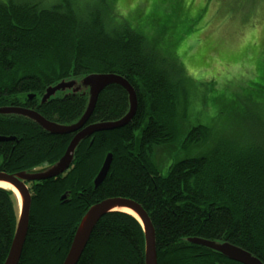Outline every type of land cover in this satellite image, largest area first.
<instances>
[{
	"label": "trees",
	"instance_id": "trees-1",
	"mask_svg": "<svg viewBox=\"0 0 264 264\" xmlns=\"http://www.w3.org/2000/svg\"><path fill=\"white\" fill-rule=\"evenodd\" d=\"M79 1L0 0V105H19L14 101L17 99L46 119H76L84 108V97H61L43 104L26 98L29 92L41 95L47 85L60 78L47 71L51 57L55 65L68 66L63 77L98 71L123 75L137 92L138 106L129 123L96 132L77 149L75 177L70 181L82 184V196L75 194L67 203L59 199L58 193L66 186L62 174L27 182L31 184L32 201L18 264H61L86 209L98 200L117 196L137 201L148 213L155 231L158 264H241L186 241L188 237L228 241L264 263V119L259 114L251 117L231 142L219 143L209 153L169 162L168 171L163 172L149 151L172 139L159 120L165 113L171 117L180 111L185 114V121L192 125L185 133L190 143L207 140L211 131L199 121L191 123L186 83L182 81L179 90L180 76L170 67L172 59L178 57L168 53L170 59L162 60L160 50V54L152 49L145 52L149 45L144 34L129 27L128 20L117 22L101 4L82 10L74 5ZM187 17V21H195ZM106 21L114 22L113 29H105ZM152 22L158 24L159 32L165 31L159 19L153 17ZM147 25L149 33L152 27ZM184 31L181 27L173 36L175 52V37L184 36ZM52 43H56L53 48ZM255 69L263 81L256 84L260 92L244 89L241 96L261 105L264 114V64L258 62ZM171 71L173 75L168 76L166 72ZM135 79H142L151 97L147 110ZM180 97L186 102L181 109ZM231 103L229 110L244 107L240 101ZM126 107L124 90L108 85L100 91L90 120L119 118ZM146 118V125L140 129ZM0 136L14 137L0 141V171L7 173L56 161L71 137L49 134L14 115H0ZM106 152L112 153V161L106 177L94 188L93 178ZM16 216L15 194L0 187V264L7 255ZM76 264H144L140 224L123 212L104 214Z\"/></svg>",
	"mask_w": 264,
	"mask_h": 264
},
{
	"label": "rangeland",
	"instance_id": "rangeland-1",
	"mask_svg": "<svg viewBox=\"0 0 264 264\" xmlns=\"http://www.w3.org/2000/svg\"><path fill=\"white\" fill-rule=\"evenodd\" d=\"M99 4L101 6L104 5L107 13L111 14L117 22L128 20L129 22L127 21L126 24L129 27H135L137 31L144 34L147 45H149L147 49H144L145 52L150 49L154 51L160 50L162 51L161 54L159 51L161 59H170L168 53L179 58L172 59L170 67L174 68L176 75L180 76L181 87L179 90L183 86L182 81L186 83L191 123L199 121V124L206 125L211 129L207 140L190 143L186 140L185 133L189 128H192V125L185 121V114L183 115L180 111L178 115L175 114L171 117L169 113H165V117L159 120L171 132L172 139L164 145L154 146L151 152L149 151L151 159L157 163L158 168L162 169L163 172L166 173L168 171L167 164L169 162L182 159V157L193 156L194 153L200 154L205 151L209 153L217 144L231 142L234 136L238 134L237 131L243 128L241 126H244V123L248 124L251 117L259 114L264 119L261 105L251 103L241 96L244 89L248 92H260L261 88L256 86V84L262 85L263 82L255 68L258 62L260 66L264 64V0H80L77 4L74 3L76 7L78 6L82 10L92 9ZM150 12L152 16L148 17ZM169 13L171 15L168 16ZM187 16H192L195 21H187ZM153 17L159 19L161 26H166L164 32L158 31V24L152 22ZM112 23L114 24V22L106 21L105 29H113ZM146 23H149V26L152 27H149V33L147 32L148 25L144 26ZM181 27L185 30V35L181 37L177 35L175 37L178 47V52H175L173 48L176 45L174 44L173 36ZM166 30L168 32L167 35ZM55 46L56 43H52V48ZM47 53L49 56V52ZM60 54H62L61 51H58L59 57L61 56ZM52 59L50 57L47 62V71L51 72V76L60 78L49 85L55 84L64 78L72 77L71 75L63 77L62 74L68 71V66H63V64L55 65ZM158 69L162 72L165 71L163 68ZM105 72L115 73L111 71ZM89 73L93 72L81 75ZM166 73L168 76L173 75L172 71L171 73ZM115 74L119 73L116 72ZM119 75L124 77L121 74ZM134 81L147 110L149 109L151 97L144 88L142 79H135ZM260 94L263 95V92ZM32 99V101H36L35 103L39 104L41 96L34 94ZM234 99L240 101L244 106L241 110L235 107V110H232V108L229 110V104L231 101L235 102ZM14 101L19 100L14 99ZM183 105H186V102L183 97H180L178 107L181 109ZM16 117L25 119L20 116ZM90 117L85 125L97 122L96 120L91 121ZM74 120L68 122L55 120V122L66 124ZM146 122L147 118L143 121L140 129L146 125ZM91 142L92 138L90 139ZM81 150H83V147ZM103 156L105 157V153ZM75 157L74 160L76 159ZM74 160V163L72 162L67 168L68 174L64 172L61 175L62 179L65 176H68L69 179L75 177L76 166ZM49 164L51 163L42 162L38 167L31 168H40ZM69 174L71 175L70 177ZM26 186L31 196V184L29 183ZM78 187L81 190L83 186L81 184ZM63 193L64 189H61L58 193L59 199L67 203L69 201L68 192L64 195ZM58 196L55 201H57Z\"/></svg>",
	"mask_w": 264,
	"mask_h": 264
},
{
	"label": "water",
	"instance_id": "water-1",
	"mask_svg": "<svg viewBox=\"0 0 264 264\" xmlns=\"http://www.w3.org/2000/svg\"><path fill=\"white\" fill-rule=\"evenodd\" d=\"M108 85H118L125 91L127 107L124 114L116 119L99 120L85 125L93 112L100 91ZM75 95L85 98L84 108L76 120L66 124H58L55 121L46 119L33 108L16 105L0 106V115L23 117L49 134H73L63 154L53 163L44 167L29 168L16 173L0 171V182L11 185L13 189L8 188V190L12 191L17 198V216L14 233L2 264H18L21 256L28 231L31 206V196L26 183L49 179L65 172L74 160L76 149L84 139L93 133L116 129L126 125L135 115L138 106L136 91L129 81L119 74L106 72H93L81 76H72L59 80L55 84L48 85L40 95L39 104L50 102L60 96ZM33 96L34 93H29L26 98L31 100ZM10 139H14V137L0 136V141ZM111 161L112 153L108 152L93 179L94 188L106 177ZM115 211L126 213L138 221L143 233L144 264H157L155 231L148 213L137 201L120 196L98 200L86 209L76 225L73 238L61 264H76L97 221L104 214ZM186 241L209 249L214 253L241 264H264L249 251L225 240L188 237Z\"/></svg>",
	"mask_w": 264,
	"mask_h": 264
},
{
	"label": "flooded vegetation",
	"instance_id": "flooded-vegetation-1",
	"mask_svg": "<svg viewBox=\"0 0 264 264\" xmlns=\"http://www.w3.org/2000/svg\"><path fill=\"white\" fill-rule=\"evenodd\" d=\"M18 103H19V105H16V106H20V107H29V106H27L24 102H22V101H18ZM7 105V104H6ZM0 106H2V105H0ZM42 115V114H41ZM51 121H55V120H51ZM71 135V137H72V135L73 134H70ZM71 137H70V139H71ZM69 139V140H70ZM69 142V141H68ZM67 145H68V143H67ZM66 145V146H67ZM65 173H67L68 174V169L65 171ZM61 175V174H60ZM70 177V176H69ZM65 180H66V186L63 188L64 189V193L63 194H66V192H68L67 193V195H69V197H68V200L70 201V200H72L73 199V196L75 195V194H77L78 196H82V192L84 191V188H81V190H79L78 189V186H77V183L76 182H70V179L68 178V176H65ZM62 194V193H61Z\"/></svg>",
	"mask_w": 264,
	"mask_h": 264
},
{
	"label": "bare ground",
	"instance_id": "bare-ground-1",
	"mask_svg": "<svg viewBox=\"0 0 264 264\" xmlns=\"http://www.w3.org/2000/svg\"><path fill=\"white\" fill-rule=\"evenodd\" d=\"M0 187H4V188H9V189H13L11 185H9L8 183L5 182H0ZM15 191V190H14ZM128 211V210H126Z\"/></svg>",
	"mask_w": 264,
	"mask_h": 264
}]
</instances>
